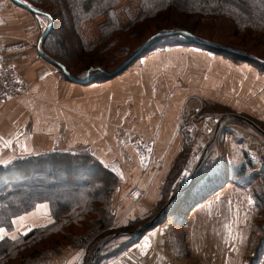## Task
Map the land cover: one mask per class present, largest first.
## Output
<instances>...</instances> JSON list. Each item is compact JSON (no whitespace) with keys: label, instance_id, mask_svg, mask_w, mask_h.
Instances as JSON below:
<instances>
[{"label":"crops","instance_id":"0c3cea01","mask_svg":"<svg viewBox=\"0 0 264 264\" xmlns=\"http://www.w3.org/2000/svg\"><path fill=\"white\" fill-rule=\"evenodd\" d=\"M130 1L137 0L121 6ZM43 19L13 0H0V48L29 81L28 94L0 100V164L88 151L120 179L112 197L115 227L167 210L161 226L99 264H143V258L146 264H165L161 233L173 236L177 257L202 255L196 257L205 261L198 264H264V211L250 190L245 141V133L255 129L249 120L264 131V66L200 46L174 45L109 79L77 82L43 54ZM102 20L82 24L88 42L89 29L100 38ZM196 99L204 102L202 113L225 115L205 153L191 159L198 141L190 122ZM132 188L142 192L136 204L128 197ZM196 189L202 197L189 209L184 221L189 234L183 237L184 228L173 233L169 223ZM53 221L50 204L42 202L13 218V228H3L2 235L16 238ZM84 257L85 250L69 247L48 264H83Z\"/></svg>","mask_w":264,"mask_h":264},{"label":"trees","instance_id":"16d2710c","mask_svg":"<svg viewBox=\"0 0 264 264\" xmlns=\"http://www.w3.org/2000/svg\"><path fill=\"white\" fill-rule=\"evenodd\" d=\"M21 1L33 7L36 11L31 12L43 17L47 25L53 19L41 50L53 61L64 65L76 79H109L145 55L174 45L200 46L235 61L264 66L223 49L229 47L264 60V0H139L140 10L129 15L126 24L121 23L117 12L125 0ZM99 17L103 18L99 24L100 38L88 42L81 26L85 21ZM59 19L62 25L56 24ZM196 24H210V34L200 32ZM216 24L221 31L212 30ZM178 30L188 31L196 39L179 33L164 34L153 39L129 65L115 71L152 35ZM58 36H61V44L57 43ZM235 36L248 38H241L237 46L227 45ZM74 60L80 63L79 74L71 66ZM57 67L66 76L63 69L59 65ZM249 156L247 163L254 166L255 161ZM180 171L181 167L172 180L179 176ZM119 183V177L88 151L48 152L0 164V228L11 230L13 218L33 210L42 202L50 204L54 218L52 223L35 227L16 238L0 239V264H46L69 247L85 250L83 264H92L107 230L125 227H115L112 208L113 193ZM166 213L167 210L152 226L159 224V219ZM78 228L85 231L75 233ZM143 233L136 235L140 238ZM100 255L97 253L94 264L100 262Z\"/></svg>","mask_w":264,"mask_h":264},{"label":"rangeland","instance_id":"374dc122","mask_svg":"<svg viewBox=\"0 0 264 264\" xmlns=\"http://www.w3.org/2000/svg\"><path fill=\"white\" fill-rule=\"evenodd\" d=\"M134 5H137V6L134 8ZM139 9H140V7H139V4H138V0L136 1V4H133L132 1H130V3H128L125 6L124 5H122V6L120 5V7H118V9H117L118 10L117 12H118V15H119L121 23L126 24L128 22V20H129V15L137 13L139 11ZM87 22H94V21H93V19L92 20H88V21L84 22V24H86ZM56 24L62 25V20L59 19ZM47 26H48L47 22H44L43 23V29L45 30L47 28ZM84 26H86V25H84ZM196 27H197V29L200 32H206V34H210V30H209V29H211L210 24H196ZM213 27H214V28H212L213 31H217V30L221 31L219 29L220 26L218 27L217 24L215 26H213ZM57 29L59 30L61 28H57ZM85 29L87 31V26L85 27ZM83 30H84V27H83ZM86 33H87L86 34L87 38L91 42L99 40L98 38H93L92 29L91 30L89 29ZM58 34H59V31H58ZM147 35H148V33L145 34V37ZM241 38H248V37H242V36L241 37H239V36L237 37V36H235V38L230 39L226 44L227 45H231V46H237L242 41ZM57 39H58L57 43L61 44L62 43V42H60L61 41V36H58ZM247 45L251 46L252 44L247 43ZM132 48H134V47H132ZM233 50H235V49H233ZM261 50H262V48H261ZM71 66L74 68L75 71L77 70L75 73L79 74L77 72L80 71L79 70L80 63L78 64V63H76V60H74V61L71 62ZM98 67L101 68L100 66H98ZM195 98L196 97H194V99ZM196 101L198 102L197 103V106H198L197 109L201 108V110L203 111V108L205 106L203 100L196 99ZM217 113L220 114L221 117H223L225 115L224 113H221V112H217ZM235 116L247 119L244 116H239V115H235ZM247 120H249V119H247ZM249 121L253 125L258 126L257 124H255L251 120H249ZM259 138L261 140H263V142H264V134L263 135L261 134ZM208 140H207V142H208ZM263 146H264V143H263ZM250 156H251V153H250ZM254 161L256 162L255 165L249 168V170H250L249 179L252 181L251 184H250V190L257 196L258 199H260V200L257 199V203H258V206L260 208H263L261 210L264 211V170H262L264 168V165H262L258 160L254 159ZM189 178H191V177L189 176ZM190 184H192V183H190ZM186 185H187V183H183L178 188L179 189H183V188L186 187ZM199 188L201 189V187H199ZM200 189H196L192 193L191 197L184 199L183 203H182V205H181V207H180V209L178 211V213L173 215V217L171 218L169 225H170V231H172L173 233H179L180 234V233H182V228H184L185 231H183L184 233H182L181 235H183V237H185V236L188 237L189 233H188V228L185 225V222H186L185 220L187 219L188 213L190 211L189 209L192 206H194L195 202H197L202 197L200 195V193H201ZM168 192H169V190H168ZM168 195L169 194H167V197H168ZM161 214L162 213H160L157 210L149 218H146V219H143V220H137V221H135V223L129 224L128 226H125L124 228L120 227V228L112 229L110 231L107 230V233H105V235H106V237L104 238L105 240L99 246V248L101 247V250H100V253H101L100 262L102 260L104 261L107 258L118 254L121 250H124V249L128 248L129 246H126V245H129L131 242L136 241L139 238V235H135V234L143 233L144 231L149 229V227H151L153 224H156L155 221L160 217ZM164 219L165 218H160L159 222H158L159 224L154 225L152 227L154 228V227L159 226V225L161 226L162 221ZM261 224H264V219L261 221ZM132 230H135L137 232L130 234L129 231H132ZM84 231H85V229H84ZM84 231L81 230L80 228L74 230V232L78 233V234L83 233ZM262 231H263V234H264V226L262 227ZM164 234L165 233H161V235H159V240L162 242V244H164L163 245V249H164V251L166 253V255H165V257H166L165 264H198L197 262L205 261L204 257H202V258L196 257V256H202V255H199L197 253H192V252H186V254L184 256L177 257L175 255V253H174V247H175L174 246V242H175V240H174L173 236L171 234L167 233L169 235V237H170V239L168 241V240H166L163 237ZM96 237L97 236H95L93 239H95ZM66 250H67V248H65L63 251H66ZM62 252H60L58 255L54 256L50 260H48V262L46 264H48L52 259L54 260L55 258H57ZM170 258H171V262L168 263ZM142 262H143V264H146V259L143 258Z\"/></svg>","mask_w":264,"mask_h":264},{"label":"built area","instance_id":"2783aa9c","mask_svg":"<svg viewBox=\"0 0 264 264\" xmlns=\"http://www.w3.org/2000/svg\"><path fill=\"white\" fill-rule=\"evenodd\" d=\"M29 93V81L19 68L8 62L5 53L0 48V100L6 101ZM218 113H202L201 108L190 115V122L198 133V141L192 158H199L205 153L207 140L216 134V126L221 121ZM264 131L255 125V129L245 133V141L251 157L264 165L263 140L259 137ZM142 192L138 188H132L128 197L133 200V204L141 197ZM163 237L169 241L167 233Z\"/></svg>","mask_w":264,"mask_h":264},{"label":"water","instance_id":"95a60500","mask_svg":"<svg viewBox=\"0 0 264 264\" xmlns=\"http://www.w3.org/2000/svg\"><path fill=\"white\" fill-rule=\"evenodd\" d=\"M13 1H14L16 4H18L19 6H22V7L26 8L27 10H30V11H36L33 7L28 6L27 4L23 3L21 0H13ZM52 25H53V19H52V21L48 24V26H47L45 32L42 34V36H41V38H40V43H43V42L45 41V39L47 38V36H48L49 33H50V30H51ZM177 33H179V34H183V35H188V36H190L191 38L196 39L195 36H194L192 33L188 32V31H185V30H178V31H172V32H167V33H156V34L152 35L151 37H149V38L145 41V43L140 47V49H139L135 54H133L130 58H128L125 62H123V63H122V64H121V65H120L115 71H116V72H119V71H121L123 68H125L127 65H129V63H130V62H131V61H132V60H133V59H134L139 53H141V52L145 49V47H146V46H147V45H148L153 39H155V38H157V37H160V36H162V35H164V34H177ZM209 44H210L211 46H215V45L212 44V43H209ZM223 49H225L226 51H229V52L239 53V54H241V55H243V56H246V57L251 58V59H253V60H255V61L259 62V63L264 64V60H261V59H259V58H256V57H253V56L247 55V54H245V53L239 52V51H237V50H233V49H231V48L223 47ZM54 63H56V65H59V66L63 69V71L65 72L66 76H67L70 80H74V81H77V82H83V80L75 79V78L73 77V75L67 70V68H66L64 65H62L61 63H59V62H55V61H54ZM98 68H99V67H98ZM93 69H95V68H93ZM85 81H89V78H88L87 80H85ZM160 213H161V212H160ZM100 250H101V247L97 249V252H96V254H95L94 257H93L92 264H94V261H95L96 255H97V253L100 252Z\"/></svg>","mask_w":264,"mask_h":264},{"label":"snow or ice","instance_id":"6c2138e0","mask_svg":"<svg viewBox=\"0 0 264 264\" xmlns=\"http://www.w3.org/2000/svg\"><path fill=\"white\" fill-rule=\"evenodd\" d=\"M20 219H23V217H21ZM4 232H5V229L0 228V239L4 238L3 235H2Z\"/></svg>","mask_w":264,"mask_h":264},{"label":"bare ground","instance_id":"6f19581e","mask_svg":"<svg viewBox=\"0 0 264 264\" xmlns=\"http://www.w3.org/2000/svg\"><path fill=\"white\" fill-rule=\"evenodd\" d=\"M4 52V51H3ZM19 97V96H18Z\"/></svg>","mask_w":264,"mask_h":264}]
</instances>
